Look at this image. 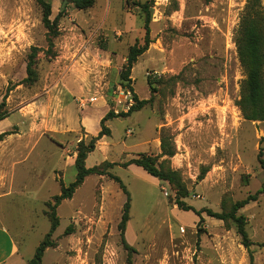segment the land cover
Returning a JSON list of instances; mask_svg holds the SVG:
<instances>
[{"label": "rangeland", "instance_id": "obj_1", "mask_svg": "<svg viewBox=\"0 0 264 264\" xmlns=\"http://www.w3.org/2000/svg\"><path fill=\"white\" fill-rule=\"evenodd\" d=\"M46 1L50 20L62 12L50 55L35 0H0V134L9 133L0 141V226L24 260L49 230L45 202L59 194L60 179L65 186L74 180L65 159L80 134H61L82 111H112L128 47L142 45L145 13L137 4L147 3L152 42L134 63L129 86L138 100H152L105 122V156L115 165L98 164L106 174L87 176L57 206L54 245L42 264H250L235 225L202 210L228 213L258 191L237 215L246 219L252 264H264V122L244 120L235 105L245 72L234 41L246 0H95L86 10L67 3L61 11L63 0ZM31 47L39 49L36 80L26 85ZM76 48L95 58L94 67L74 63L79 52L62 55ZM160 139L173 156L160 155ZM140 155L175 171L186 196L179 199L167 181L140 167L122 166ZM91 159L100 160L97 153ZM107 174L130 196L123 233L130 249L117 227L126 197ZM1 246L8 247L7 238L0 237Z\"/></svg>", "mask_w": 264, "mask_h": 264}, {"label": "trees", "instance_id": "obj_2", "mask_svg": "<svg viewBox=\"0 0 264 264\" xmlns=\"http://www.w3.org/2000/svg\"><path fill=\"white\" fill-rule=\"evenodd\" d=\"M260 1L261 0H246L240 16L238 28L235 33L234 43L236 46L237 56L240 65L245 72V79L240 86L239 99L237 100L235 105L240 111V114L244 120L264 122V11L261 7ZM35 2L41 9V21L44 28L46 29L47 49L45 50V54L50 55L53 48V39L58 36V16L62 12H60L53 20H50V3H48L46 0H35ZM94 3L95 0H70V4H72V6L76 10L89 9L93 6ZM137 6L143 9L145 13L142 45L139 46L137 44V41H135L133 45L128 47L126 61L122 67L119 79V84L129 89L130 72L132 70V67L137 61V58L148 49L149 44L152 42L149 36L150 14L147 11V3L137 4ZM38 51V48L31 47L30 53L27 55V62L25 66L26 77L22 80V83L26 85H30L36 80L35 57ZM152 91L154 90L152 89ZM133 98L135 100V105L127 114L115 115L112 111H108L99 122V132L95 136L88 138V140L81 139L77 142L75 151L76 156L74 159V180L66 186L60 180L59 194L52 196L49 201L45 202L44 215H46V217L48 218L50 227L43 240L36 247L34 254L29 260L28 264H41L44 251L49 247H53L54 244L49 239L58 226V217L56 215L57 206L62 201L71 199L75 190L81 186L87 176L92 174L103 176L106 174L105 169H101L99 165L88 168L85 166V159L87 155L95 149L97 141L101 137L108 136L110 134L109 129L105 125V122L111 118L128 116L133 112L139 111L143 106L151 102L152 95L147 100H138L135 95H133ZM3 114L4 112L0 111V120L3 118ZM8 134L9 133L6 132L1 133L0 141L2 140V137L4 135ZM173 154V150L167 145L165 140L160 139V155L171 157L173 156ZM260 163L264 165L263 162ZM102 164H104L106 168H110L115 165V163L109 162H102ZM129 165H134L142 168L148 175L160 181H167L175 189L179 199L186 196L185 189L180 182L178 174L175 171H161L157 169L155 167V157L140 155L138 158L130 159L122 164V166L126 167ZM107 175L119 185L120 189L126 197L123 204L120 221L117 227L120 231L124 247L126 249H130L123 238V233L125 231L126 223L129 218L128 213L130 209V196L119 178L111 174ZM259 193V191L255 192L254 194H250L246 198L235 202L228 213H216L210 210H202V212L204 211L210 217L216 218L223 222H232L235 225L236 231L241 238V245L246 249L248 253L250 264H252L253 261L252 254L250 252L252 242L249 240L245 230L246 219L241 214L237 215V211L248 204L250 201H255ZM177 204L183 210L191 209L185 206V204L180 200L177 201ZM200 213L201 212H196L195 214L200 215Z\"/></svg>", "mask_w": 264, "mask_h": 264}, {"label": "crops", "instance_id": "obj_3", "mask_svg": "<svg viewBox=\"0 0 264 264\" xmlns=\"http://www.w3.org/2000/svg\"><path fill=\"white\" fill-rule=\"evenodd\" d=\"M76 49H77V52L75 51L71 52L70 49L64 50L62 55L65 57H68V56L70 57L73 54L79 52L77 55V58L74 60V63L75 62L77 64L81 63L82 66H86V67H91V66L94 67L95 58H92V59L86 58L85 52L80 50V48H76ZM105 114H97L93 111H89V112L82 111L79 114H77L75 121H72L71 119L69 125L66 126L65 132H62L61 135L69 134V135H72V138H75L74 136H76L77 134H80V138H78L79 141L81 139L87 140L88 138L95 136L99 132L100 130L99 122ZM78 140L76 139L74 143H77ZM105 140H106V136L101 137L97 141L95 145V149L87 155L85 159V166L87 168L98 165L102 162L114 163L113 161H109L108 159H106L105 151L111 150V148H110V145L107 142H105ZM124 146L125 145L123 142V147ZM95 153H97L98 158L100 160L91 159L95 157ZM75 156H76V152L73 151L72 154L69 156V160L65 159V162L67 163V165L69 164L74 167ZM90 159H91V165H88V163H90ZM62 176H63V173L61 177ZM0 237L8 239V247L7 248L2 247V246L0 247V264H28L29 260L32 257L30 259L24 260V258L20 255L16 241L9 236L7 229H5L2 226H0ZM41 264H42V261H41Z\"/></svg>", "mask_w": 264, "mask_h": 264}, {"label": "built area", "instance_id": "obj_4", "mask_svg": "<svg viewBox=\"0 0 264 264\" xmlns=\"http://www.w3.org/2000/svg\"><path fill=\"white\" fill-rule=\"evenodd\" d=\"M113 107L112 112L115 115L127 114L130 109L135 105L133 94L129 88H125L117 84L113 90Z\"/></svg>", "mask_w": 264, "mask_h": 264}, {"label": "water", "instance_id": "obj_5", "mask_svg": "<svg viewBox=\"0 0 264 264\" xmlns=\"http://www.w3.org/2000/svg\"><path fill=\"white\" fill-rule=\"evenodd\" d=\"M67 3H70V0H63V1H62L60 11L65 7V5H66Z\"/></svg>", "mask_w": 264, "mask_h": 264}]
</instances>
